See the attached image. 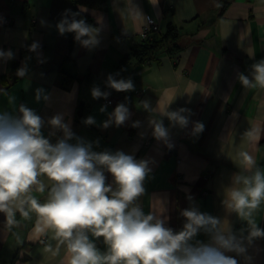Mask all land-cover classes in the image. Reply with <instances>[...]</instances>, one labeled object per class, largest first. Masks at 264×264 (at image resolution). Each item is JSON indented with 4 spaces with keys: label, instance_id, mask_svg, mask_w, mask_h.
Wrapping results in <instances>:
<instances>
[{
    "label": "crops",
    "instance_id": "obj_1",
    "mask_svg": "<svg viewBox=\"0 0 264 264\" xmlns=\"http://www.w3.org/2000/svg\"><path fill=\"white\" fill-rule=\"evenodd\" d=\"M81 6L88 10L81 15L102 28L101 42L91 50L76 42L72 33L61 36L55 27L66 9L77 12ZM153 22L159 32H151L152 37L163 34L168 24L176 28L175 47L168 51L163 46L148 61L138 62L130 48L143 39L142 27ZM33 42L40 44L36 52L28 50ZM0 49L15 54L6 63L0 61V112L18 115L21 104L33 109L45 120L41 132L52 143L62 133L50 136L47 121L63 114L77 137L94 142V151L119 150L137 160L148 159L151 172L139 202L145 213L160 211L163 205L166 226L175 231L185 223L181 211L195 206L223 220L233 232L247 235V223L229 212L223 199L233 175L245 171L243 153L264 169V88L245 89L238 79L240 73L251 78V65L264 59V0H158L156 5L150 0H104L102 8L72 0H0ZM25 64L28 73L20 78L17 69ZM109 74L130 78L134 90L108 88ZM94 86L110 96L93 99ZM37 89L43 90L46 100H36ZM141 101L161 110L170 102L169 111L191 110L186 128L162 118L172 148L152 136L149 120L156 114L145 111ZM119 103L129 108L130 119L119 127H100ZM104 105L106 111L101 112ZM89 116L95 125L83 123ZM136 121L139 127H132ZM197 121L205 128L193 136ZM143 134L149 136L147 146L142 145ZM105 176L112 184V176L107 172ZM39 180L46 185L45 192L33 187L24 196L44 203L51 181L46 175ZM23 208L27 217L13 206L12 225L8 214L0 212V264H65L66 247L54 230L37 231L43 227L38 214L28 204ZM254 219L264 229V204ZM197 239L207 242L208 237L201 233ZM93 240L100 252L107 250L102 237ZM247 256V264H264V238L248 245ZM236 258L246 264L243 257Z\"/></svg>",
    "mask_w": 264,
    "mask_h": 264
},
{
    "label": "clouds",
    "instance_id": "obj_2",
    "mask_svg": "<svg viewBox=\"0 0 264 264\" xmlns=\"http://www.w3.org/2000/svg\"><path fill=\"white\" fill-rule=\"evenodd\" d=\"M150 3L156 5L158 0ZM87 11L83 6L77 12L66 9L55 27L61 36L72 33L76 42L91 50L99 46L102 28L78 18ZM39 48V42H33L28 50L36 52ZM14 56L11 50L0 49V61L6 63ZM27 73L25 64L17 69L16 75L23 78ZM250 76L238 75L245 89L264 88V59L251 65ZM106 86L116 92L134 90L130 78L116 79L112 74L108 75ZM91 96L107 99L110 93L94 86ZM41 99L46 100L47 96L37 89L36 100ZM170 103L161 110L159 106L152 108L149 101H141L145 111L156 114L149 120L152 136L168 148L173 144L162 118L166 117L173 126L186 128L191 116L187 108L169 111ZM106 108L104 105L100 111L105 112ZM18 113L0 112V212L8 214V223L12 225L13 206L27 217L29 213L23 206L28 204L43 226H38L37 231L53 229L56 238L65 245V264H239L236 257H243L247 264L248 245L264 238V229L254 219V213L264 204V169L251 155L242 154L245 171L233 175L223 199L226 209L247 223V235L233 232L229 226H223V220L195 206L181 211L185 223L181 230L175 231L166 226L168 217L163 205L160 211L145 213L139 202L145 193L144 181L151 172L148 159L137 160L119 150L94 151V142L77 137L70 122L66 123L59 113L47 121L52 129L50 136L57 131L62 133L52 143L41 132L45 120L40 115L23 104L19 105ZM130 116L126 104L119 103L100 127L106 129L113 124L119 127ZM83 123L95 125L96 120L89 116ZM139 125L136 121L132 127ZM204 128L202 122H193L191 134L197 136ZM73 140L75 143H71ZM105 172L112 176V184L106 183ZM40 175L51 181L44 203L24 196L33 187L45 192L46 185L38 179ZM201 233L208 237L207 242L197 239ZM101 237L107 247L103 253L93 240Z\"/></svg>",
    "mask_w": 264,
    "mask_h": 264
},
{
    "label": "trees",
    "instance_id": "obj_3",
    "mask_svg": "<svg viewBox=\"0 0 264 264\" xmlns=\"http://www.w3.org/2000/svg\"><path fill=\"white\" fill-rule=\"evenodd\" d=\"M75 4H82L88 7L102 8L104 6V0H72ZM78 18H84L89 24H92V20L80 15ZM159 32V31H158ZM176 28L168 24L165 32L158 34V37H152L151 33L146 38H143L140 42L135 43L130 48V55L133 56L138 62L148 61L155 51L168 46V51L174 49V43L176 38Z\"/></svg>",
    "mask_w": 264,
    "mask_h": 264
},
{
    "label": "built area",
    "instance_id": "obj_4",
    "mask_svg": "<svg viewBox=\"0 0 264 264\" xmlns=\"http://www.w3.org/2000/svg\"><path fill=\"white\" fill-rule=\"evenodd\" d=\"M4 22L5 23H9V18H6L4 20ZM158 31H159V27H158L157 23L156 22H153V23H151L148 26L142 27L140 33H141V37L142 38H146L149 35V33H151V32H158ZM106 103L109 104L110 103V100H106ZM141 138H142V145L143 146H147L149 144V136L147 134H143L141 136ZM178 161H179V159H177V162ZM38 179H39V177H38ZM202 193L204 194L205 192H202Z\"/></svg>",
    "mask_w": 264,
    "mask_h": 264
}]
</instances>
